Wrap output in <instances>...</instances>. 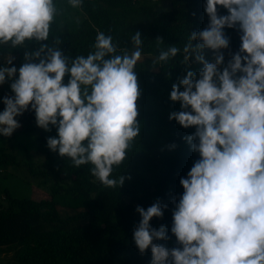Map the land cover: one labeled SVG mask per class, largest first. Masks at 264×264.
Returning a JSON list of instances; mask_svg holds the SVG:
<instances>
[{
	"label": "clouds",
	"instance_id": "9594fccd",
	"mask_svg": "<svg viewBox=\"0 0 264 264\" xmlns=\"http://www.w3.org/2000/svg\"><path fill=\"white\" fill-rule=\"evenodd\" d=\"M82 2L68 0L72 8ZM204 10L207 26L191 33L182 49L183 63L194 57L203 67L188 70L170 93L181 110L169 119L195 128L184 139L199 154L180 179L178 202L172 198L170 231L178 246L155 242L171 239L165 225L157 229L150 223L168 208L160 200L136 208L141 219L133 241L141 255L150 249V264H264V0H206ZM58 14L56 0H0V45L48 41ZM226 28L241 33V44L225 64ZM130 41V50L121 49L112 35L98 31L87 55L72 58L57 37L26 52L18 70L0 67V85L12 80L14 93L3 98L0 135L10 137L21 126L16 117L31 109L38 127L57 129L58 136L47 139L52 152L75 168L90 165L103 187H122L125 177H114V170L140 134L136 69L144 42L139 31ZM156 44L159 48L162 38ZM180 52L175 45L161 49L153 63L167 64Z\"/></svg>",
	"mask_w": 264,
	"mask_h": 264
},
{
	"label": "trees",
	"instance_id": "16d2710c",
	"mask_svg": "<svg viewBox=\"0 0 264 264\" xmlns=\"http://www.w3.org/2000/svg\"><path fill=\"white\" fill-rule=\"evenodd\" d=\"M205 3L168 0V8H164L158 6L159 0H83L81 7L72 8L68 0H56L59 14L48 41H26L17 48L0 45V67L15 66L17 70L26 62V52H35L42 43L51 45L57 37L66 56L87 55L98 31L112 35L121 49L131 48V35L139 31L143 52L154 48V58L169 46L181 49L167 64L151 68L140 62L137 66L142 93L138 101L140 134L127 159L114 170V177H125L122 187L105 188L91 176L90 165L75 168L67 157L52 152L47 139L57 137V129L38 127L31 109L16 117L21 126L10 137L0 135L10 141L17 134L38 133L35 151L42 161L29 156L21 159L10 145L0 143V170L23 165L48 192L47 199H34L16 197L8 188L0 190V253L9 256L8 263L0 264H150L151 251L139 253L133 230L141 219L136 208L147 209L157 200L168 208L163 218H153L150 223L157 229L165 225L171 239L155 242L178 246L170 231L172 198L178 202L183 193L180 179L187 177L199 154L184 139L195 128L185 129L169 119L172 112L181 110L170 93L188 70L198 73L203 67L194 57L183 63L182 49L191 33L207 26ZM221 14H227L226 10L221 9ZM225 33L230 37L229 49L223 50L226 64L229 53L239 50L241 33L227 28ZM157 37L163 40L159 48ZM204 55L213 60L211 50H204ZM11 83L6 78L8 89L0 91V112L5 108L3 98L14 95Z\"/></svg>",
	"mask_w": 264,
	"mask_h": 264
},
{
	"label": "rangeland",
	"instance_id": "374dc122",
	"mask_svg": "<svg viewBox=\"0 0 264 264\" xmlns=\"http://www.w3.org/2000/svg\"><path fill=\"white\" fill-rule=\"evenodd\" d=\"M158 6L168 8V0H159ZM129 50L131 48H128ZM154 48H150L143 52L142 63L148 67H155L154 61ZM69 77L65 76L64 82L67 83ZM7 86L0 85V91L7 90ZM37 132H28L25 134H17L10 141L6 138H0L1 144L10 145V149L16 152L21 159L27 156L31 157L34 161H42V155L36 153L37 146ZM1 137V136H0ZM26 147V148H25ZM27 149L28 153L24 152ZM28 154V155H27ZM40 181L31 177L23 165L20 166H6L0 170V190L8 188L10 192L19 198L30 197L34 199H47L48 192L40 187ZM2 199V198H1ZM0 262L8 263L9 256L0 253Z\"/></svg>",
	"mask_w": 264,
	"mask_h": 264
}]
</instances>
